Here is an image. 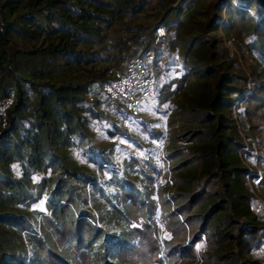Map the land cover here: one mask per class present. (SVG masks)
<instances>
[{"label":"trees","instance_id":"1","mask_svg":"<svg viewBox=\"0 0 264 264\" xmlns=\"http://www.w3.org/2000/svg\"><path fill=\"white\" fill-rule=\"evenodd\" d=\"M25 1L49 7L46 20L58 27L46 30L35 15L23 22L9 21L0 5V86L3 74L9 73L15 61L10 50L14 37L36 40L43 32L58 35L57 42L29 54L53 60L63 57L67 67L89 65L95 61L94 52L81 51L78 46L103 41L96 22L110 23V13L118 17L140 13L148 4V0H8L6 6ZM225 1L208 4L210 17L197 38L202 52L198 64L204 81L202 98L185 108L179 118L180 132L167 154L168 181L152 190L157 200L151 194L142 198L136 190L122 193L125 209L121 216L136 224L123 230L124 240L99 224L94 212L85 207L78 182L95 180L69 170L59 153V149L75 147L77 136L86 137L88 120L83 114L88 84L54 86L45 77L41 85L29 81L35 94L31 106L29 95L17 85L8 127L0 135V200L14 206L36 202L46 194L47 213L35 231L24 216L6 212L0 213V226L26 232L35 264H259L253 253L264 240V220L255 211L248 186L249 170L243 160L250 162L253 156L249 147L244 149L242 134L251 133L264 146V82L251 80L243 70L235 72L234 67H241L239 61L230 59L209 34L217 29L216 10ZM258 1L262 9L259 19L237 5L229 11L231 27L240 35L255 37L249 47L263 54L264 0ZM38 74L40 78L45 75ZM188 79L185 75L176 80L180 90ZM9 92L14 91L4 94ZM239 106L243 107L240 125L234 116ZM30 117L33 120L27 127ZM14 163H21L22 178L12 175ZM29 170L51 174L35 185ZM32 188H37L36 197ZM158 209L162 231L155 219ZM125 238L136 242L129 244ZM113 242L120 246L119 262L108 251ZM5 255L0 239V264Z\"/></svg>","mask_w":264,"mask_h":264},{"label":"rangeland","instance_id":"2","mask_svg":"<svg viewBox=\"0 0 264 264\" xmlns=\"http://www.w3.org/2000/svg\"><path fill=\"white\" fill-rule=\"evenodd\" d=\"M7 1L0 0L7 20L23 22L30 15H35L39 23L46 26V30L58 27L57 23L49 24L46 20L49 7H35L30 1H25L9 8L6 6ZM211 1L148 0V4L140 13H128L122 17L110 13V23L96 22L101 28L100 36L103 41L94 45L78 46L81 51L94 52L95 61L89 65H73L72 69H67L68 74L62 79L64 84H67V81L78 78L88 84L89 92L93 91L98 86V79L111 69L124 70L130 61L144 58L146 50L153 46L155 27L166 25L172 30L169 52L160 63L153 64L156 94L155 98L146 101L141 118L135 120L122 103L106 102L99 105L91 103L86 97L84 107L87 111L83 114L88 120L86 137L77 136L76 145L72 149H59L69 170L80 176L89 175L95 180L89 183L78 182L86 201L85 207L94 212L99 224L122 239L123 230H127L130 224L136 225L121 216L125 209L121 200L123 191L136 190L142 198L151 194V198L157 200V194L152 190L157 191L160 184L168 181L167 154L180 132L179 118L185 108L202 98L201 88L204 81L198 68L202 52L197 46V38L201 36L202 27L210 17L208 4ZM233 5L248 9L257 19L261 16L262 9L258 0H236ZM221 8L219 6L216 10L218 17L221 15ZM217 24V29L210 30L209 34L215 37L219 47L227 50L230 59L236 58L239 61L241 67H234V71L243 70L251 80L264 82V53L249 47L255 37L240 35L231 27L229 10L227 22L222 24L220 21ZM57 36L43 32L36 40L14 37L11 41L10 50L15 56V61L10 66L9 73L5 72L4 75L8 74L12 80L9 82L17 81L22 91L29 95L30 106L34 102L35 94L29 81L41 85L45 82L41 79L45 77L47 84H63L60 80L66 67L63 57L52 59L49 63L50 72L41 78L38 71L28 66L32 63L31 58L36 57L29 52L50 46L57 42ZM231 50L234 51V56H231ZM37 58L38 64H44L48 57L37 55ZM185 75L189 76V79L180 90L176 80ZM6 80L4 78L0 92L11 90L5 88L8 83ZM242 113V106L234 110V116L240 120L239 123H242ZM26 114H29V111ZM244 135L253 156L250 162L264 174V146H260L251 133L245 132ZM180 142L183 144L182 140ZM137 148H141L142 153L134 155ZM145 163L151 164L154 169L149 170ZM50 174V171L47 174L34 170L28 172L35 185ZM12 175L22 178V168L16 167ZM30 192L34 197L37 196V188H32ZM47 202L46 194L36 202H24L14 206L3 205L0 200V213L24 216L35 231L39 229L42 215L47 213ZM155 219L162 231L159 209ZM0 239L6 251L4 264H35L33 248L26 232L2 224ZM126 239L129 244L136 242L135 239ZM119 249L120 246L116 242L108 249L110 257L117 262ZM253 257L259 264H264V250L260 247L253 253ZM162 259H165L163 255Z\"/></svg>","mask_w":264,"mask_h":264},{"label":"built area","instance_id":"3","mask_svg":"<svg viewBox=\"0 0 264 264\" xmlns=\"http://www.w3.org/2000/svg\"><path fill=\"white\" fill-rule=\"evenodd\" d=\"M236 0H226L221 8L220 21L227 22V12ZM172 30L170 26L158 25L154 29L152 49L146 51L142 60H132L124 70L111 69L98 79V86L87 95L88 100L93 104H103L106 102L122 103L136 120L141 118L145 102L155 98L156 86L153 81V64L160 63L167 55L171 46ZM231 44L232 41H230ZM231 56L234 51L231 50ZM17 100L15 92L0 94V135L8 127L10 110ZM236 109V108H235ZM238 121V118L235 116ZM238 125H240L238 121ZM245 140L246 148L248 142ZM142 153L141 148L135 150L134 155ZM243 163L249 170L247 182L252 196L256 202V213L264 220V174L248 162ZM264 250V240L260 245Z\"/></svg>","mask_w":264,"mask_h":264},{"label":"crops","instance_id":"4","mask_svg":"<svg viewBox=\"0 0 264 264\" xmlns=\"http://www.w3.org/2000/svg\"><path fill=\"white\" fill-rule=\"evenodd\" d=\"M47 57H48L47 58V62H45L44 64H38V58H37V56L35 58L32 57L31 58L32 63H30L28 66H30V68L33 67L36 71H38L37 73H43V74H46L47 75L50 72V70H49L50 64L49 63L52 61V58L50 56H47ZM67 69L70 70V69H72V67H67L66 66L65 67V70H63L65 72H62V76L60 78V80L63 82V84H64V80H62V79L64 77H66V75L68 74V70ZM4 78L7 79L6 81L8 82L6 84L7 87H5V88L11 89L14 92H17V81H13V83L12 82H9L11 79L9 78L8 74L6 76L3 74V79ZM69 83H72L73 85L85 84V83L81 82L78 78H75L74 80H71L69 82L67 81V84H69ZM0 94H4V92H0ZM145 105H146V102H145ZM32 120H33V117H30L29 118V121L27 123V127L30 126ZM11 167H12V170L14 171V169L16 167H20V169H21L22 168V165L19 164V163H14V164L11 165Z\"/></svg>","mask_w":264,"mask_h":264}]
</instances>
